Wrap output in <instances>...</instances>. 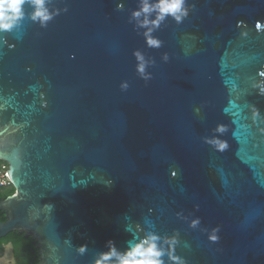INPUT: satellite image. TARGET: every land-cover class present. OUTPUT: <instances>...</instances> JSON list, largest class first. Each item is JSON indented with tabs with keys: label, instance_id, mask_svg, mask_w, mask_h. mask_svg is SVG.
Wrapping results in <instances>:
<instances>
[{
	"label": "water",
	"instance_id": "1",
	"mask_svg": "<svg viewBox=\"0 0 264 264\" xmlns=\"http://www.w3.org/2000/svg\"><path fill=\"white\" fill-rule=\"evenodd\" d=\"M139 5L47 0L41 26L29 0L0 31V160L15 189L0 239L32 236L37 264H94L109 240L123 251L154 231L177 236L187 264H264V0H186L182 23L152 33L158 48L131 18Z\"/></svg>",
	"mask_w": 264,
	"mask_h": 264
},
{
	"label": "clouds",
	"instance_id": "2",
	"mask_svg": "<svg viewBox=\"0 0 264 264\" xmlns=\"http://www.w3.org/2000/svg\"><path fill=\"white\" fill-rule=\"evenodd\" d=\"M29 0H0V31L11 30L14 25L24 16L23 5ZM35 10L31 14V18L35 21L38 20L41 26H46L47 22L53 18V13L50 12L46 3L47 0H30ZM118 7L122 8L120 4ZM155 17L152 18V14ZM189 9L186 7V0H140V5L131 12V18L137 22V25L146 29L144 35L149 47H160L162 41L153 36L152 33L158 29L162 22L168 17H172L178 24L188 16ZM134 55L139 61L137 71L145 80L150 79V74H146V61L145 57L140 50H136ZM167 60V54L164 55ZM264 78V72L260 73ZM127 82L122 84V87L127 88ZM255 87L259 88V94L264 95V79L258 81ZM260 115L259 109L253 106V116ZM216 131L223 133L227 131L225 125H217ZM209 143L213 144L217 150L224 151L228 148V143L219 138L208 139ZM199 219L192 221V226H196ZM214 229L210 235V239L216 241L219 239ZM135 242L129 241L128 247L121 251L116 246L114 241L109 240L108 250L99 253L94 264H165L163 257L167 255L173 264H187L186 260L175 254V246L178 242L177 236L163 238L154 232H147L143 238H135ZM164 245L168 247L165 248ZM78 251L83 254L87 251V245H81Z\"/></svg>",
	"mask_w": 264,
	"mask_h": 264
},
{
	"label": "trees",
	"instance_id": "3",
	"mask_svg": "<svg viewBox=\"0 0 264 264\" xmlns=\"http://www.w3.org/2000/svg\"><path fill=\"white\" fill-rule=\"evenodd\" d=\"M0 186V200L14 193L15 189L11 186L10 191H2ZM4 212L0 210V220H5ZM10 243L13 246L14 257L17 264H37L40 254L36 246V241L32 236H26L24 232L12 231L0 239V252L4 251V245Z\"/></svg>",
	"mask_w": 264,
	"mask_h": 264
},
{
	"label": "rangeland",
	"instance_id": "4",
	"mask_svg": "<svg viewBox=\"0 0 264 264\" xmlns=\"http://www.w3.org/2000/svg\"><path fill=\"white\" fill-rule=\"evenodd\" d=\"M10 187H3L2 191H10ZM5 253L0 255V264H16L14 259L13 246L9 244L5 247Z\"/></svg>",
	"mask_w": 264,
	"mask_h": 264
},
{
	"label": "built area",
	"instance_id": "5",
	"mask_svg": "<svg viewBox=\"0 0 264 264\" xmlns=\"http://www.w3.org/2000/svg\"><path fill=\"white\" fill-rule=\"evenodd\" d=\"M8 170H9L8 163L0 160V186L1 187L13 186L12 181L7 173Z\"/></svg>",
	"mask_w": 264,
	"mask_h": 264
},
{
	"label": "flooded vegetation",
	"instance_id": "6",
	"mask_svg": "<svg viewBox=\"0 0 264 264\" xmlns=\"http://www.w3.org/2000/svg\"><path fill=\"white\" fill-rule=\"evenodd\" d=\"M9 244H10V243L4 245V249H3L4 251L6 250L5 247H7ZM4 251H2V252H4ZM2 252H0V254H1ZM14 258H15V257H14ZM15 261H16V259H15ZM16 264H17V261H16Z\"/></svg>",
	"mask_w": 264,
	"mask_h": 264
},
{
	"label": "crops",
	"instance_id": "7",
	"mask_svg": "<svg viewBox=\"0 0 264 264\" xmlns=\"http://www.w3.org/2000/svg\"><path fill=\"white\" fill-rule=\"evenodd\" d=\"M4 253H5V251H4ZM4 253H3V254H4Z\"/></svg>",
	"mask_w": 264,
	"mask_h": 264
}]
</instances>
